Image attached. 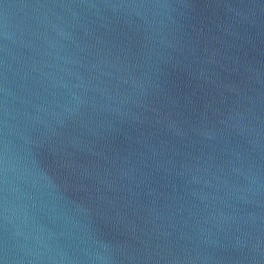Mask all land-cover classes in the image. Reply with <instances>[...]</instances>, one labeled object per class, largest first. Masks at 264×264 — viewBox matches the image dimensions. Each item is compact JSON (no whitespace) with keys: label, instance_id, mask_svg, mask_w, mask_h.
I'll return each instance as SVG.
<instances>
[{"label":"water","instance_id":"1","mask_svg":"<svg viewBox=\"0 0 264 264\" xmlns=\"http://www.w3.org/2000/svg\"><path fill=\"white\" fill-rule=\"evenodd\" d=\"M0 264H264V0H0Z\"/></svg>","mask_w":264,"mask_h":264}]
</instances>
